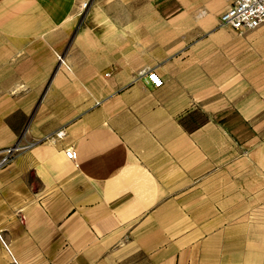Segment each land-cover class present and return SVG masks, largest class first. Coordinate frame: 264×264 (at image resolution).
I'll return each instance as SVG.
<instances>
[{
	"label": "crops",
	"instance_id": "1",
	"mask_svg": "<svg viewBox=\"0 0 264 264\" xmlns=\"http://www.w3.org/2000/svg\"><path fill=\"white\" fill-rule=\"evenodd\" d=\"M233 1L0 0V264H264V21Z\"/></svg>",
	"mask_w": 264,
	"mask_h": 264
},
{
	"label": "built area",
	"instance_id": "2",
	"mask_svg": "<svg viewBox=\"0 0 264 264\" xmlns=\"http://www.w3.org/2000/svg\"><path fill=\"white\" fill-rule=\"evenodd\" d=\"M87 2H84L86 6ZM264 21V0H234L220 15V23L224 26H231L236 29L257 27ZM61 64L68 66L61 54L57 53ZM147 80L154 86L163 84V78L153 69L145 70ZM62 134L63 132H59ZM18 150V146H11L5 150L0 158V165L5 164L9 158ZM66 156L75 161L77 151L73 146L65 148Z\"/></svg>",
	"mask_w": 264,
	"mask_h": 264
},
{
	"label": "rangeland",
	"instance_id": "3",
	"mask_svg": "<svg viewBox=\"0 0 264 264\" xmlns=\"http://www.w3.org/2000/svg\"><path fill=\"white\" fill-rule=\"evenodd\" d=\"M78 10V9H77Z\"/></svg>",
	"mask_w": 264,
	"mask_h": 264
}]
</instances>
